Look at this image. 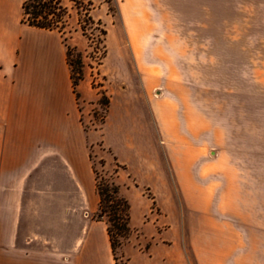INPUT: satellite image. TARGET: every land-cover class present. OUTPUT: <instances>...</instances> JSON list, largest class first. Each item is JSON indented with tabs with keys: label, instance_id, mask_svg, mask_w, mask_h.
<instances>
[{
	"label": "crops",
	"instance_id": "crops-1",
	"mask_svg": "<svg viewBox=\"0 0 264 264\" xmlns=\"http://www.w3.org/2000/svg\"><path fill=\"white\" fill-rule=\"evenodd\" d=\"M25 1L0 0V264H117L108 225L94 218L99 196L91 149H103L106 169L114 162L121 166L116 172L120 193L132 190L128 186L131 180L135 187L139 184L138 190L149 188L153 193L152 200L140 191L136 194L141 214L152 212V201L163 212L174 211L166 174L156 150L150 152L153 129L168 147L170 171L193 211H209L211 202L206 196L210 194L199 182L213 173L207 164L214 158L206 156L203 143L187 146L176 121L168 120L175 111L173 99L152 95L158 82L153 71L168 67L153 55L162 49L131 39L161 36L158 30L151 24L145 30L131 29L133 22L146 19L137 13L127 15L121 8L144 98L141 93L129 96L125 87L107 86L110 100L103 121L98 128H88L82 115L85 113L90 124L91 116L79 109L77 95L86 105L98 96L87 72L74 92L67 61L69 46L79 51L85 46L77 45L74 37L66 40L64 31L24 24ZM59 1L68 8L71 0ZM136 3L141 0L121 1L122 5ZM198 3L264 7V0ZM104 64L105 59L101 74L108 75ZM124 67L118 64L116 69ZM166 106L168 111H162ZM125 151L135 160L125 159L121 153ZM154 221L141 217L135 221L131 216L134 236L122 246L123 264H237V255L225 254L222 259V255L201 252L199 246L209 243L206 237L194 234L204 226L189 225L192 231L187 242L194 251L190 257L183 249L186 239L178 231L181 224Z\"/></svg>",
	"mask_w": 264,
	"mask_h": 264
},
{
	"label": "rangeland",
	"instance_id": "rangeland-1",
	"mask_svg": "<svg viewBox=\"0 0 264 264\" xmlns=\"http://www.w3.org/2000/svg\"><path fill=\"white\" fill-rule=\"evenodd\" d=\"M121 1L125 0H71L67 4L69 16L63 20L64 36L66 40L74 37L77 45L85 46L81 51L69 46L72 72L77 79L78 68L83 79L87 72L98 96L86 105L77 95L79 109L91 116L90 124L83 113L84 125L100 126L110 100L106 91L109 85L112 89L125 87L129 96L141 93L144 98V85L120 14L122 8L127 15L137 13L146 19L133 22L131 29L145 30L151 24L161 35L131 37L145 40L139 42L144 46L151 44L162 49L153 55L168 67L153 71L158 82L152 95L173 99L175 111L168 120L176 121L187 146L203 143L206 156L214 158L207 164L213 173L199 182L210 194L206 200L211 207L207 212L193 211L181 192L179 180L170 171L168 147L153 129L150 152L156 150L175 210L163 212L152 201V212L141 214L142 205L136 194L140 191L152 200L153 193L149 188L138 190L139 184L135 187L131 180L128 186L132 190L120 193L129 203L131 216L135 221L141 217L166 224L179 222L178 231L186 239L183 249L190 257L194 251L187 238L192 231L189 225L194 223L204 226L196 228L194 235L199 233L209 243L199 246L202 253L222 255V259L225 254L237 255V264H264V7L203 4L199 0H171L176 2L171 4L141 0L140 4L124 5ZM102 30L109 33L104 36ZM104 59L108 75L101 74ZM118 64L125 67L117 70ZM167 109L166 106L162 111ZM95 147L91 149L95 181L105 186L117 184L119 164L114 162L111 169H106L101 159L103 149ZM121 153L125 159L135 160L129 151ZM132 236V228L125 237L115 236L118 264L124 263L121 249Z\"/></svg>",
	"mask_w": 264,
	"mask_h": 264
},
{
	"label": "trees",
	"instance_id": "trees-1",
	"mask_svg": "<svg viewBox=\"0 0 264 264\" xmlns=\"http://www.w3.org/2000/svg\"><path fill=\"white\" fill-rule=\"evenodd\" d=\"M22 8V22L30 27L39 29L57 30L61 32L63 31V20L66 16H69L68 8L63 6L59 0H26ZM82 30L84 32V29ZM101 33L104 36L107 35L106 30H102ZM67 61L71 68L69 48L67 49ZM77 63L80 65L81 61ZM71 80L74 92L76 93V87L83 80L80 68H78V79L74 76L71 68ZM119 167L121 166L119 165ZM96 190L99 196V211L95 219L106 221L111 246L115 260L117 261L116 249L118 243L115 236L122 238L131 232L130 206L128 201L121 197L120 188L114 182L105 186L96 180Z\"/></svg>",
	"mask_w": 264,
	"mask_h": 264
}]
</instances>
